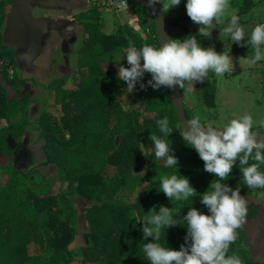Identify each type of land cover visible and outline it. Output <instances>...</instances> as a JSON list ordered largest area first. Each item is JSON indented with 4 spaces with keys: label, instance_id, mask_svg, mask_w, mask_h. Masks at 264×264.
<instances>
[{
    "label": "trees",
    "instance_id": "trees-1",
    "mask_svg": "<svg viewBox=\"0 0 264 264\" xmlns=\"http://www.w3.org/2000/svg\"><path fill=\"white\" fill-rule=\"evenodd\" d=\"M14 1L0 0V9ZM186 3L187 0L181 1L178 5L181 11L178 17L191 23L192 21L186 13ZM129 4L138 26L143 33L145 32L144 37H141L138 31L130 28L127 24H123V29L120 32L116 30L109 33L101 32L98 20H96L98 13L94 7H90L77 15L84 31L75 65L77 67L76 74L79 76L77 86L61 89L63 97L60 102L61 113L58 116L43 112L38 119L45 162L54 163L62 170L66 181L73 177L74 192L88 200H98L104 191L101 171L105 164L113 168H118L124 163L131 164L136 168L141 164V153L136 145L134 130L124 132L116 147L110 149L103 143V147L95 151L96 154L100 155L98 167L95 164L80 161L92 150L90 138L94 137L89 127L96 124L102 114L107 115L115 107V96L124 92L127 87L126 83L118 78V71L112 68H103L99 66V62L107 61L112 55L119 54L124 60L122 65L130 67L125 63L127 60L124 58L126 50L130 46L137 49L145 45L159 48L152 20L145 8L136 2H129ZM249 6L246 5L242 10H246ZM163 17L165 20H170L164 13ZM169 34L172 40L173 35L170 30ZM190 36L194 35L190 34ZM199 40L204 47L206 40ZM12 56L13 49L0 43V59L13 62ZM86 76L89 81L83 82ZM3 78L6 83H11L6 75H3ZM151 78L150 73H145L142 82L146 87L141 89L138 82L134 89L138 90V95L143 100V107L153 112L152 116L144 119L146 136L151 145V153L147 161H149L151 168H159L162 173L188 178L190 185L196 189L197 195L188 200L172 202L161 191L162 177L154 174L139 190L131 204L109 200L91 203L86 209V216L90 220V224L92 222L95 226V229L86 233L88 239L86 251L87 253L92 251L95 254V259L101 257L102 264H150L143 252V245L155 241L151 237L144 240L142 233L144 222L142 219L146 215H151L148 212L154 206L156 212H159L160 205L172 208L174 219L180 223L174 227L163 229L161 238L157 241L161 246L176 251H179L180 246L185 244L187 227L182 218L187 215V212L191 208H196L202 214L210 215L208 209L200 202L201 194L207 190L211 191L210 182H215L214 179L217 177L204 171V162L196 150L183 141L180 132L177 131L179 127L169 102L166 87L153 89L151 86H147V81ZM18 82L21 83L22 81L18 80ZM194 88L203 105L206 107L214 105L212 81L205 79L203 83L197 82ZM28 99L26 93L18 98L6 97L4 87L0 83V121L4 122L3 125H0L1 154L9 153L6 148L8 142L10 140H13L14 143L18 142L17 137L24 133L26 124H12L9 122V118L15 112L23 110ZM184 114L186 120L194 117L186 107H184ZM164 116L168 117L169 126L174 130L168 138L159 132L156 124V121ZM151 134L168 139L171 148L174 149V155L178 158V170L175 167H165V160L155 157L154 144L149 139ZM75 159L80 161L78 163L76 161L79 166L77 170L73 167ZM253 162L250 160L249 164ZM259 170L264 172V165H261ZM17 174L18 169L11 168L4 185L16 187ZM222 183L228 184L233 189L239 187L243 198L253 192L264 191V188H249L244 183L242 173L239 170V161L233 167L229 179L222 181ZM21 206L23 207L22 212L11 216L13 202L8 199L6 194H0V264H22L26 262L22 256L26 229L29 222L41 212L44 213L45 226L49 232L52 245L59 250H67V245L73 238V230L68 224V217H62L60 208L55 204L54 195L38 196L29 193L27 199L21 201ZM246 207L247 215L245 217H254L256 215L254 205L246 204ZM30 215L35 217L29 218ZM236 231L237 239L230 245L228 255L236 254L242 260V264H249V256L241 247L245 242L244 230L240 227Z\"/></svg>",
    "mask_w": 264,
    "mask_h": 264
},
{
    "label": "rangeland",
    "instance_id": "rangeland-1",
    "mask_svg": "<svg viewBox=\"0 0 264 264\" xmlns=\"http://www.w3.org/2000/svg\"><path fill=\"white\" fill-rule=\"evenodd\" d=\"M231 5L232 3L229 2V7L222 18L221 25L219 24L222 29L227 26L226 20L230 19L234 14L231 11ZM11 7L12 4H8L0 9L2 14H0V43L3 46L7 44L8 40L6 36H2V33L11 34L6 24V12ZM90 7H94L97 10L96 20L101 22L100 15L106 14L105 16H109V18L112 16L115 22V6H95L90 4ZM121 7L131 11L129 2ZM116 23L112 28L110 26L108 28L102 23L103 25L99 26V30L103 33L109 30L122 31V26L125 23ZM138 32L141 37H144L145 32L143 33L139 26ZM83 33L82 28L81 36H83ZM55 39L56 36L53 40ZM6 46L13 49V62L0 59V83L4 87V94L6 97L18 98L23 93H26L29 99L23 110L15 112L9 118L10 123H24L26 127L23 135L17 137L18 142L14 143L13 140L8 142L6 148L9 153L5 155L0 153V194H6L8 199L13 202L11 216L22 212L21 201L23 199L26 200L29 193L38 196L54 195L55 204L60 208L62 217H68V224L73 230V238L67 245V250H59L51 243L49 232L45 226L44 213L41 212L36 217L30 215L29 218H35L29 222L26 229L22 254L26 262L22 264H102L101 257L95 259V254L92 251H89V253L86 251L88 246L86 233L95 229V226L92 222L90 224V220L86 216L87 207L91 203H98L101 200L131 204L139 190L149 181L151 175L171 177L170 173H162L159 168H151L149 161H147L151 153V145L146 136L144 119L152 116L153 112L143 107V100L138 95V90H133V92L129 93L126 88L124 92L115 96V107L107 115L102 114L98 118L97 123L89 127L94 137L90 138L92 150L81 158V162L92 163L98 167L100 155L96 154L95 151L101 149L103 143L110 149L116 147L119 138L124 132L134 130L136 145L141 153V164L137 168L126 163L118 168L105 164L101 171L104 191L98 200H88L74 192L75 182L73 177L66 181L62 170L54 163L45 162V154L42 149L43 140L39 135L38 129V119L43 112H49L54 116H58L61 113L60 102L63 97L61 89L75 88L77 86L79 76L76 74L77 67L75 65L79 47L76 51H68L69 53L71 52V56L67 51L59 53L51 47L48 51H44V55L40 54L42 60H46L45 65H50L51 67L47 66L39 69L32 65L30 61L24 59L22 52H14L13 45ZM51 54L55 58L49 59L48 57ZM123 63L122 56L114 54L109 60L100 61L99 66L118 71V64ZM125 63L128 64L127 61ZM65 64H67V67H65ZM242 67V63L237 65L240 74H243L240 79L232 75V73H225V76L215 75L218 79V105L212 111L200 104L201 109H196L195 114L199 115L201 122H205V124L211 123L213 126H223L234 118H242L245 114H249L253 119L252 130L264 131V76L262 77L258 74L259 78L254 77V75L249 78ZM262 70H264V67ZM3 75H6L11 80V83H6ZM18 80L22 82L19 83ZM85 81H89L87 76L83 79V82ZM183 101H186L185 94ZM3 124L4 122L0 121V125ZM95 139L97 140L93 141ZM76 161L77 163L80 161L75 159L73 162V167L77 170L79 166ZM11 168L18 169L16 187L4 185L9 177ZM256 197L258 198L254 202L252 200L251 202L247 201L250 205H254L255 209H257L256 214L258 212V217L261 221H264V194H257ZM244 221L247 225L248 222ZM241 247L250 259V248L246 247V240Z\"/></svg>",
    "mask_w": 264,
    "mask_h": 264
},
{
    "label": "clouds",
    "instance_id": "clouds-1",
    "mask_svg": "<svg viewBox=\"0 0 264 264\" xmlns=\"http://www.w3.org/2000/svg\"><path fill=\"white\" fill-rule=\"evenodd\" d=\"M148 3L152 6L160 3V0H148ZM180 3L181 0H165L160 4L167 13ZM185 7L191 21L200 25L198 34L210 37L213 28L222 22L229 0H187ZM223 32L241 47L251 45L254 54L246 57L249 66L264 59V23L255 25L250 39L245 41L244 27L239 17L232 15ZM124 58L130 67L118 64V78L126 83L129 93L133 92L138 82L141 89L146 87L142 82L145 73L151 74L147 86L153 89L163 86L191 91L197 82L203 83L207 79L209 71L217 76L231 74L233 71L230 55L217 53L214 47L200 46L194 36L182 42L172 39L159 48L145 45L137 49L130 46ZM156 124L159 132L167 138L174 131L169 126L167 116L157 120ZM252 128L253 119L249 114L234 118L223 126L204 124L196 115L187 120L186 127L180 126L177 131L183 141L196 150L204 162V171L217 177L215 182H210L211 191L201 194L200 202L210 215L202 214L196 208L187 212L182 218L187 227L185 244L176 251L161 246L157 241L163 229L180 223L174 219L172 208L160 205L159 212H156L154 206L148 212L151 215L142 219L144 240L151 237L155 241L143 245V252L150 264H242L239 256L228 255V252L230 245L237 239L236 230L242 226L247 215L246 202L239 187L233 189L222 181L229 179L233 167L239 161L244 183L249 188H264V172L259 170L264 165V137L254 133ZM149 139L154 144L155 157L164 159L165 167L177 169L178 158L168 139L155 134H151ZM250 160L254 162L249 164ZM161 191L172 202L188 200L197 195L188 178L175 174L170 178L162 177Z\"/></svg>",
    "mask_w": 264,
    "mask_h": 264
},
{
    "label": "crops",
    "instance_id": "crops-1",
    "mask_svg": "<svg viewBox=\"0 0 264 264\" xmlns=\"http://www.w3.org/2000/svg\"><path fill=\"white\" fill-rule=\"evenodd\" d=\"M164 2L165 0H160V3ZM229 2L232 3L230 7L231 11L234 13L233 15L239 17V22L244 27L246 41L247 39H250L254 26L264 23V0H229ZM160 3L157 4L162 13L168 16L172 22L169 26V30L173 35L172 39L180 40L182 42L191 34L195 36L200 46H202L201 44L203 43L199 39H205L206 44L204 47H214L217 53H224L232 57V75H235L238 79L243 76V74H240V71L237 69L239 63H242V69L249 78L253 77L252 75L259 78L258 74L262 77L264 76V70H262L264 67V59L258 61L252 66H249L246 62V57H251L254 54L251 45H249V47H241L232 42L230 37L224 34L223 29L220 26L221 24L213 28L210 37L199 35L198 29L200 25L193 22L188 23L183 18L178 17L181 12L179 6L171 8L165 13L162 9V4ZM246 5L250 6L246 8V10H242ZM89 8L90 0H15L12 3V7L6 12V24L11 31V34L4 32L2 33V36H6L7 39L10 37L12 39L14 37L27 38L31 43V54L28 55L20 47L13 46L15 50L14 52H22L24 54V59L30 61V63L36 68L43 69L47 66L51 67L50 65H45L46 60H42L40 54L44 55V51H48L51 47L54 51H58L59 53H65V51L73 52V50L76 51L81 42V30L83 28L77 15ZM105 15L106 14L103 16L100 15L101 22L100 20L98 21L99 26L104 24L106 27L108 26L109 28L110 26L112 28L117 24L116 22H118L125 23L130 28L138 31L134 14L129 11V9H125V7L118 8L114 11L115 22L113 21L112 16L109 18V16ZM226 21V24H228L230 19ZM213 23L215 24V21ZM110 31L111 30L107 32L109 33ZM55 36L56 39L53 40ZM263 49L264 46H262V50ZM70 53L68 52L71 56ZM52 54L48 57L49 59L55 58ZM65 67H67V64H65ZM215 75L214 72L209 71L207 77V80L212 81L214 85V105L212 107H206L201 103L195 88L191 91L180 89L181 99H183L184 94L186 99L185 102L183 101V106L188 108L194 116H196V109L198 110L201 105L212 111L217 108L218 79ZM202 123L205 124V122ZM257 194H264V191L253 192L245 196L244 199L246 204H249L248 201L251 202V200L252 202L256 201L258 198L256 197ZM244 220L248 222L247 225L246 223H243L242 227L245 231L246 247L250 248V264H264V221L260 220L258 212L254 217H245Z\"/></svg>",
    "mask_w": 264,
    "mask_h": 264
},
{
    "label": "water",
    "instance_id": "water-1",
    "mask_svg": "<svg viewBox=\"0 0 264 264\" xmlns=\"http://www.w3.org/2000/svg\"><path fill=\"white\" fill-rule=\"evenodd\" d=\"M128 1L130 3L132 2L139 3L147 11L153 23L158 47L162 46L164 43L169 42L171 40L169 34V26L171 25L172 22L170 20L164 19L163 13L158 4L149 6L148 0H128ZM7 40L8 42H6L7 44H4L5 46L13 45L15 47H20L22 50L26 52V54L28 55L31 54L32 52L31 43L27 38L14 37L13 39L9 38ZM166 91L171 107L174 110L178 127L180 128L181 125L182 127L183 126L186 127L187 120L184 114V106L181 99L180 88L179 87H176L175 89L166 88ZM252 131L264 137V131H258V130H252Z\"/></svg>",
    "mask_w": 264,
    "mask_h": 264
},
{
    "label": "built area",
    "instance_id": "built-area-1",
    "mask_svg": "<svg viewBox=\"0 0 264 264\" xmlns=\"http://www.w3.org/2000/svg\"><path fill=\"white\" fill-rule=\"evenodd\" d=\"M128 2V0H90V4L91 5H95V6H115L116 9L120 8V6H124L126 5V3Z\"/></svg>",
    "mask_w": 264,
    "mask_h": 264
}]
</instances>
